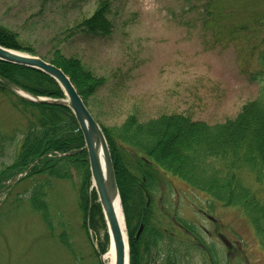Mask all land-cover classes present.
<instances>
[{
    "label": "rangeland",
    "instance_id": "374dc122",
    "mask_svg": "<svg viewBox=\"0 0 264 264\" xmlns=\"http://www.w3.org/2000/svg\"><path fill=\"white\" fill-rule=\"evenodd\" d=\"M99 1L0 0V23L34 46L37 56L50 59L54 49H62L105 79L85 103L101 127L120 125L132 113L142 121L178 112L214 124L235 117L258 96L264 25L253 19L263 15L264 0H217L219 10L210 0H111L110 35L74 31ZM13 99L0 91V167L14 161L28 126V114ZM241 176L258 187L248 170ZM82 177L71 166V177L15 178L19 184L0 191V264H102L111 242L107 220L91 177L89 192L95 190L98 199L92 202L100 204L103 218L85 226ZM158 177V195L168 207L164 225L175 226L172 219L179 216L194 223L206 248L177 244L178 264H264V245L241 207L215 201L169 173ZM47 179L53 229L28 200L34 184ZM175 229L186 240L185 231Z\"/></svg>",
    "mask_w": 264,
    "mask_h": 264
},
{
    "label": "trees",
    "instance_id": "16d2710c",
    "mask_svg": "<svg viewBox=\"0 0 264 264\" xmlns=\"http://www.w3.org/2000/svg\"><path fill=\"white\" fill-rule=\"evenodd\" d=\"M214 2L218 1L210 0L209 5H215L216 10ZM111 5V0H100L93 14L77 21L73 30L104 37L110 35L113 32V20L109 17ZM253 20L264 25V13ZM0 44L35 54L34 46L2 23ZM43 58L64 70L85 103L105 82L81 58L66 55L62 49H54L50 59ZM257 58L260 71L255 78L260 84L259 94L245 102L235 117L211 124L178 112L142 121L132 113L120 125H102L127 219L131 264H178L182 249L177 244L192 249L203 242L198 227L180 216L172 221L187 229L184 232L186 240L178 238L180 233L174 225H164L168 207L158 195L160 171L181 179L215 201L241 207L264 245V49ZM0 75L35 95L65 97L58 81L41 69L0 59ZM0 91L9 92L15 108L28 114V126L20 133L14 161L0 167V191H8L19 184L13 181L25 171L24 180L34 175L65 179L71 177V166H76L83 176L79 198L85 226L87 223L99 225L103 212L98 202H92L98 199L95 190L89 192L92 177L89 154L74 112L65 104L28 101L2 81ZM3 139L5 142L6 137ZM244 169L253 175L258 187L246 184L241 176ZM47 182L48 179L34 184L28 200L32 208L41 213L49 229H53L50 205L46 200ZM18 201L19 198L15 200ZM61 236L67 245L69 242L63 234ZM153 249L155 257H152Z\"/></svg>",
    "mask_w": 264,
    "mask_h": 264
},
{
    "label": "water",
    "instance_id": "95a60500",
    "mask_svg": "<svg viewBox=\"0 0 264 264\" xmlns=\"http://www.w3.org/2000/svg\"><path fill=\"white\" fill-rule=\"evenodd\" d=\"M0 59L9 61L14 64H20L26 67L41 69L48 75L55 78L60 84L61 88L65 90L66 97L55 98L38 96L31 92L25 91L20 85L4 78L0 75L2 81L7 87L9 86L18 96L28 101L38 103H50L58 105H67L71 111L74 112L77 121L80 125V130L84 134V139L89 154V165L91 167L92 187L96 189L102 208L104 210L105 219L107 220V227L109 230L110 240L113 244L115 252V264H131L130 262V240L128 229H126V218L123 212V224L117 217L115 201L120 196V188L117 183L115 175V166L113 164L112 153L109 148L105 133L100 123L94 118L91 111L87 108L84 99L78 92V89L73 85L71 78L52 62L45 60L43 57L31 53H25L20 50H15L10 47H5L0 44ZM100 154L103 155L105 164V173L103 171V164L100 160ZM142 226L140 227V231ZM138 233V234H139Z\"/></svg>",
    "mask_w": 264,
    "mask_h": 264
},
{
    "label": "bare ground",
    "instance_id": "6f19581e",
    "mask_svg": "<svg viewBox=\"0 0 264 264\" xmlns=\"http://www.w3.org/2000/svg\"><path fill=\"white\" fill-rule=\"evenodd\" d=\"M100 160H101V163L103 164V171L105 173V164H104V158H103L102 154H100ZM114 207L116 208V213H117L118 219L123 224V222H124V219H123L124 210L122 208V203H121V200L119 198L115 201ZM114 262H115V252H114L113 244L111 241L109 246L107 247V249L104 251V254L102 255V264H115Z\"/></svg>",
    "mask_w": 264,
    "mask_h": 264
},
{
    "label": "flooded vegetation",
    "instance_id": "af4514ba",
    "mask_svg": "<svg viewBox=\"0 0 264 264\" xmlns=\"http://www.w3.org/2000/svg\"><path fill=\"white\" fill-rule=\"evenodd\" d=\"M174 222H175V227H178L179 230L183 229L185 232L187 231V229L184 228L181 223H178L175 220H174ZM198 230H199V228H198ZM219 236L221 237L223 243L226 244V246L229 247L230 250L234 249L233 244L229 241V239L226 236H222V235H219ZM199 244H200L201 248H205V246H202L203 243H199ZM205 250H206V248H205Z\"/></svg>",
    "mask_w": 264,
    "mask_h": 264
}]
</instances>
